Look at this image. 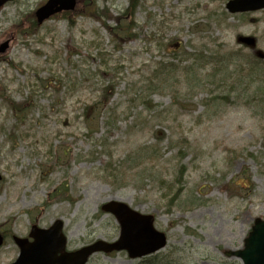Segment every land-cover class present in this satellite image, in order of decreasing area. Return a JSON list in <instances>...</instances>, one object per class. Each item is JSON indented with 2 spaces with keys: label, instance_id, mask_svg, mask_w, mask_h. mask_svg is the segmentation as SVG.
Listing matches in <instances>:
<instances>
[{
  "label": "rangeland",
  "instance_id": "obj_1",
  "mask_svg": "<svg viewBox=\"0 0 264 264\" xmlns=\"http://www.w3.org/2000/svg\"><path fill=\"white\" fill-rule=\"evenodd\" d=\"M45 1L0 7V264L57 219L68 250L114 241L108 200L152 214L167 243L86 264H241L224 252L264 219V9L138 0L131 20L130 0H76L37 24ZM119 16L134 38L109 32Z\"/></svg>",
  "mask_w": 264,
  "mask_h": 264
},
{
  "label": "water",
  "instance_id": "obj_2",
  "mask_svg": "<svg viewBox=\"0 0 264 264\" xmlns=\"http://www.w3.org/2000/svg\"><path fill=\"white\" fill-rule=\"evenodd\" d=\"M6 1L0 0V6ZM75 4L76 0H46L35 11L36 21L41 23L57 12L72 10ZM225 8L230 13L261 10L264 9V0H228ZM238 41L249 47L255 44L250 36H239ZM100 209L111 213L119 224V237L115 241L98 239L76 250L65 251L63 222L57 219L47 228L32 225L27 237L13 236L18 254L9 264H85L88 257L96 252L120 250H125L129 258L134 259L155 253L166 245V235L154 227L152 214H143L119 200H108ZM2 242L0 235V246ZM224 255L238 258L242 264H264V219L254 218L242 246L227 250Z\"/></svg>",
  "mask_w": 264,
  "mask_h": 264
},
{
  "label": "trees",
  "instance_id": "obj_3",
  "mask_svg": "<svg viewBox=\"0 0 264 264\" xmlns=\"http://www.w3.org/2000/svg\"><path fill=\"white\" fill-rule=\"evenodd\" d=\"M137 4H138V0H130L129 7L125 10V12L127 11L129 13L131 20H132L133 10L136 8ZM91 14H93V13H91ZM123 19L124 18L119 16L117 18L118 23H117V25L115 27H109L107 25H106V27L109 29V32L113 36L118 37V39H122V38H130V39H132V38H134L135 37V33L132 32L133 25L130 24L129 26L128 25L122 26V20ZM255 57L259 58L257 56H255ZM104 96H106L105 93L103 94V97ZM85 120L88 121L87 119H85ZM183 170H184V168L181 167L180 170L178 171V179H180L181 176L183 175ZM176 197H177V192H175L173 194V196L171 197L170 201L174 200ZM152 260L153 261L151 263H145V264H156V261H158V260L155 261L154 259H152ZM164 264H169V263H164Z\"/></svg>",
  "mask_w": 264,
  "mask_h": 264
}]
</instances>
